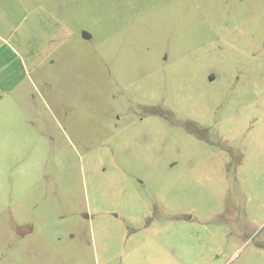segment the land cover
<instances>
[{
	"label": "rangeland",
	"instance_id": "374dc122",
	"mask_svg": "<svg viewBox=\"0 0 264 264\" xmlns=\"http://www.w3.org/2000/svg\"><path fill=\"white\" fill-rule=\"evenodd\" d=\"M39 35L0 264H264V0H0V46Z\"/></svg>",
	"mask_w": 264,
	"mask_h": 264
},
{
	"label": "crops",
	"instance_id": "0c3cea01",
	"mask_svg": "<svg viewBox=\"0 0 264 264\" xmlns=\"http://www.w3.org/2000/svg\"><path fill=\"white\" fill-rule=\"evenodd\" d=\"M47 17L48 16H45L42 18L47 19ZM38 37H39L40 43L37 47V52H35L33 48H31V46H28L26 48V52L23 53L25 49H23L22 51L20 47H18V45L15 47L9 42L4 43V45L0 46V83H4V82H1L2 79H5L4 77L12 78V76H16L17 80H21V79H24L25 76L31 73L30 71L32 70V66L35 63V60L38 61L37 58L41 56L38 54H42V57H43V53L45 52L48 46V42H46L47 39H45L43 36H40V35ZM44 43L45 45H43ZM27 51L30 52L29 55ZM34 54H36V56H33ZM28 57L32 58V61L29 60ZM21 84L22 83L20 84L18 83V85H21ZM180 223H183V222H180Z\"/></svg>",
	"mask_w": 264,
	"mask_h": 264
},
{
	"label": "water",
	"instance_id": "95a60500",
	"mask_svg": "<svg viewBox=\"0 0 264 264\" xmlns=\"http://www.w3.org/2000/svg\"><path fill=\"white\" fill-rule=\"evenodd\" d=\"M86 38H89V36H86Z\"/></svg>",
	"mask_w": 264,
	"mask_h": 264
},
{
	"label": "flooded vegetation",
	"instance_id": "af4514ba",
	"mask_svg": "<svg viewBox=\"0 0 264 264\" xmlns=\"http://www.w3.org/2000/svg\"><path fill=\"white\" fill-rule=\"evenodd\" d=\"M188 219H190V218H188Z\"/></svg>",
	"mask_w": 264,
	"mask_h": 264
}]
</instances>
